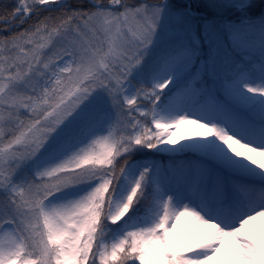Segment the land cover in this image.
I'll return each instance as SVG.
<instances>
[{
    "label": "snow or ice",
    "instance_id": "6c2138e0",
    "mask_svg": "<svg viewBox=\"0 0 264 264\" xmlns=\"http://www.w3.org/2000/svg\"><path fill=\"white\" fill-rule=\"evenodd\" d=\"M0 0V264H264V0Z\"/></svg>",
    "mask_w": 264,
    "mask_h": 264
},
{
    "label": "trees",
    "instance_id": "16d2710c",
    "mask_svg": "<svg viewBox=\"0 0 264 264\" xmlns=\"http://www.w3.org/2000/svg\"><path fill=\"white\" fill-rule=\"evenodd\" d=\"M177 2H178V3H184V2H185V0H177ZM260 7H261V5H259V6H256V8L254 9V12H255V13H258V12H259V10H260Z\"/></svg>",
    "mask_w": 264,
    "mask_h": 264
},
{
    "label": "rangeland",
    "instance_id": "374dc122",
    "mask_svg": "<svg viewBox=\"0 0 264 264\" xmlns=\"http://www.w3.org/2000/svg\"><path fill=\"white\" fill-rule=\"evenodd\" d=\"M256 6L261 5V0H255Z\"/></svg>",
    "mask_w": 264,
    "mask_h": 264
}]
</instances>
